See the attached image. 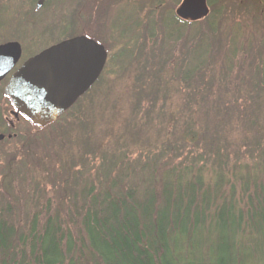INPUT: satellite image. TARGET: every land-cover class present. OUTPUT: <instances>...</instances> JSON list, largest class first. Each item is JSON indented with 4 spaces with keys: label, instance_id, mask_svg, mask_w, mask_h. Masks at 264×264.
Listing matches in <instances>:
<instances>
[{
    "label": "rangeland",
    "instance_id": "rangeland-1",
    "mask_svg": "<svg viewBox=\"0 0 264 264\" xmlns=\"http://www.w3.org/2000/svg\"><path fill=\"white\" fill-rule=\"evenodd\" d=\"M181 1L61 0L52 9L37 12L35 0H0V44H20L17 66L41 49L83 31L108 49L97 82L44 129L33 128L15 114L4 94L10 74L0 81V165L6 176L0 177V208L9 204L20 217L19 224L36 202L44 208L47 198L50 214L59 211L61 219H71L61 207L65 189L50 188L58 181L52 182L51 166L42 170L32 161L33 178L25 177L28 168H18L15 141L21 143L24 137L31 143V160L39 156L47 164L64 160L79 165H75L79 205L82 192L91 186L106 190L110 185L104 181L109 177L117 185L122 182V188L136 182L141 193L153 185L147 180L149 172L156 179L159 174L177 172L186 162L203 169L208 185L223 168L231 178L234 171L259 163L252 148L260 140L247 134L238 117L257 127L264 125V80L259 79L264 76V0H207L210 13L192 25L174 19ZM196 32L201 33L199 37L188 40ZM149 33L157 36L155 51L160 55L154 61L145 56L153 43ZM201 40L200 55L191 56ZM209 106L213 113L208 112V125L200 116ZM194 123L204 133L203 150L193 148L192 136H186L189 129L196 131ZM210 144L224 147L220 162L207 151ZM190 149L195 154L205 152V159L186 156ZM9 159L13 160L10 170L5 166ZM238 186L235 182L233 195L239 199ZM221 188L222 195L232 196L230 185L223 183ZM74 213L69 216L76 219ZM71 224H75L73 240L82 238L79 222Z\"/></svg>",
    "mask_w": 264,
    "mask_h": 264
},
{
    "label": "trees",
    "instance_id": "trees-1",
    "mask_svg": "<svg viewBox=\"0 0 264 264\" xmlns=\"http://www.w3.org/2000/svg\"><path fill=\"white\" fill-rule=\"evenodd\" d=\"M207 15L196 22H202ZM174 19L181 22L179 24L195 23L177 16ZM200 34L196 32L188 40L193 42ZM147 36L153 43L150 54L145 53V56L151 60L160 54L155 51L157 36L154 34L152 37L153 33ZM202 40L193 47L191 56L194 53L200 55ZM169 54L166 52L165 55ZM259 79L264 80V76ZM209 109L212 107L206 108L200 116L208 125L213 113V109ZM193 112H197L196 109ZM238 119L247 134L253 133L260 140L252 148L260 161L252 167L234 171L231 178H228L227 171H223L226 168L218 169L215 179L208 185L203 181V169L190 166L188 162L180 165L182 155H179L178 164L182 168L162 176L159 174L156 179L153 177L156 174L149 172L147 180L153 185L141 193L136 182L122 188V182L117 185V181L109 177L104 181L110 185L106 190L105 186L103 189H92L91 186L82 192L79 195L82 197L81 205L75 193L78 185L75 165L78 164L71 166L64 160L60 163L49 160L47 164L39 156L31 160L30 141L25 137L21 143L15 141L19 147L18 168H28L24 171L25 177H34L32 161L42 170L47 165L51 166L52 182L58 181L51 183L50 188L65 189L61 207L66 213L68 211L71 219H61L59 211L50 214L48 198L44 208L40 201L41 206L36 202L34 208L26 213L22 224H19L20 217L13 213L9 204L0 208V264H264V125L257 127L259 124L247 122L242 116ZM27 122L33 128H45ZM194 127L197 131L195 123ZM196 131L189 129L186 136L188 139L192 136L189 139L193 143L191 145L199 149L205 144V136L202 131ZM199 141L201 143L198 144ZM222 148L220 144H210L207 151L212 152L216 162H220ZM203 149L205 147L202 146ZM195 152L190 149L185 155L193 160L205 159V152L199 155ZM12 163L13 160L5 164L6 168L10 170ZM2 166L0 177H6ZM235 182L239 183V199L233 195ZM223 183L230 185L232 196L222 195ZM74 211L76 219L69 216ZM74 220L79 222L77 228L82 237L76 240L71 234Z\"/></svg>",
    "mask_w": 264,
    "mask_h": 264
},
{
    "label": "water",
    "instance_id": "water-1",
    "mask_svg": "<svg viewBox=\"0 0 264 264\" xmlns=\"http://www.w3.org/2000/svg\"><path fill=\"white\" fill-rule=\"evenodd\" d=\"M42 1L39 0L38 6ZM207 13L206 0H182L176 9L179 18L191 21ZM20 55L17 42L0 44V80L15 66ZM106 57L104 47L84 35L65 39L25 60L9 78L4 93L17 112L38 125H46L70 108L94 83Z\"/></svg>",
    "mask_w": 264,
    "mask_h": 264
},
{
    "label": "flooded vegetation",
    "instance_id": "flooded-vegetation-1",
    "mask_svg": "<svg viewBox=\"0 0 264 264\" xmlns=\"http://www.w3.org/2000/svg\"><path fill=\"white\" fill-rule=\"evenodd\" d=\"M61 0H43L42 1V3L40 4V6H38V2H39V0H35V2H34V11H37V12H40L42 9H52V7H53V5H55V4H61V2H60ZM54 9V8H53ZM82 34H84V35H88L87 33L88 32H81ZM89 36V35H88ZM47 47H49V46H47ZM47 47H45V48H47ZM45 48H43V49H45ZM43 49H41V51L43 50ZM40 51H38L37 53H39ZM36 53V54H37ZM35 55V54H34ZM28 58V57H27ZM19 62V61H18ZM18 62L16 63V65L14 66V68H13V70H12V72L14 71V70H16L19 66H17V64H18ZM17 66V67H16ZM9 74H11V73H9ZM97 82V81H96Z\"/></svg>",
    "mask_w": 264,
    "mask_h": 264
}]
</instances>
